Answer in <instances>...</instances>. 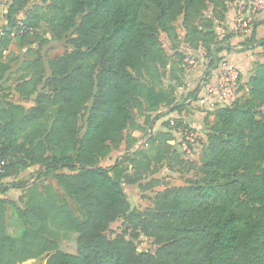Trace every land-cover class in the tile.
Returning <instances> with one entry per match:
<instances>
[{
    "label": "trees",
    "instance_id": "trees-1",
    "mask_svg": "<svg viewBox=\"0 0 264 264\" xmlns=\"http://www.w3.org/2000/svg\"><path fill=\"white\" fill-rule=\"evenodd\" d=\"M31 1L9 0L0 27V81L11 70L4 53L14 40L28 54L33 50L26 46L39 41L33 65L48 71L15 89L21 100L36 95L35 106L9 101L0 108V194L17 188L24 195V208L0 197V264L38 258L46 264H264V63L241 84L233 105L208 110L200 180L166 188L144 212L125 192L146 174L187 163L178 131L190 128L180 120L162 123L156 135L147 131L143 147L136 148L137 139L134 151L126 148L113 165H100L128 144V132L152 127L164 114L143 123L138 115L185 105L176 97L185 81L182 47L205 50V77L219 68L220 54L233 48L217 27L236 0H44V12L29 8ZM43 25L50 38L40 33ZM256 27L243 51L264 53ZM50 42L68 49L47 60ZM151 141L153 156L144 152ZM65 169L74 173L56 179L74 207L52 187L4 183L27 170L42 178ZM159 183L151 180L145 189ZM9 205L24 225L17 243L8 233ZM119 218L127 230L110 239ZM141 235L154 240V254L139 251ZM72 239L74 250L65 249Z\"/></svg>",
    "mask_w": 264,
    "mask_h": 264
},
{
    "label": "rangeland",
    "instance_id": "rangeland-1",
    "mask_svg": "<svg viewBox=\"0 0 264 264\" xmlns=\"http://www.w3.org/2000/svg\"><path fill=\"white\" fill-rule=\"evenodd\" d=\"M44 0H32L29 8L38 7L40 11L44 12ZM4 8H0V27L4 24ZM264 13V12H261ZM260 14V13H258ZM211 16V14H208ZM19 18L23 19L25 18V14L22 13L19 15ZM227 18V16H226ZM227 21V20H226ZM226 23V22H225ZM181 34H182V28H181V21L177 23ZM223 27L224 25H220V27H217V31L221 35L223 34ZM47 27L43 25L41 27L40 33L46 32ZM44 38H50V36L46 33L43 35ZM31 40H34V38H31ZM161 40L164 44V47L166 51L172 55V50L170 48L169 41L167 40L166 35H161ZM39 41H35L32 45H27L26 48H31L33 50V54H28L26 51H22L19 49L20 46L16 40L11 42L10 50L8 54L5 56L7 63V66L11 70L7 72V77L0 81V108L4 106L7 102L12 101L14 103H20L24 105L26 108H31L35 106V97L36 95L32 96L28 100H21L19 95L16 93V88L19 84H22L24 78L31 81H36L38 75L40 74H48L47 68L39 67V65H33V63L36 61L37 58V52L39 48ZM67 47L63 43L58 42H50L49 46L45 48L46 51L43 52L44 56L46 55L47 60L53 59L57 56L63 55L67 51ZM42 54V52L40 53ZM187 57H185L186 59ZM193 58V57H188ZM194 60V59H193ZM185 65L187 64L184 61ZM28 67H27V65ZM33 66V67H31ZM24 67V68H23ZM46 67V65H45ZM23 68V70L21 69ZM241 74V73H240ZM28 88H31V86H27ZM200 109V108H199ZM206 109V113H207ZM165 111L152 113L150 115L142 114L138 115V119L141 122H145L148 117H150L151 121L156 120V118L160 115H163ZM162 120L163 119H157L152 127H147L145 130L141 132L135 133V135L131 134L130 132L127 133V143L122 145L121 151L114 152L112 155L107 157L106 159L102 160L100 162V165L103 167H109L115 163V161L125 153V149H132L134 151V145L137 139L145 138L147 135L146 132L149 131L152 132V130L155 132V135L162 127ZM210 124L212 123V118L210 119ZM190 129L193 131H196L198 135H200L199 142L193 149V152L188 155H184V158L186 160V164L179 165L175 164L174 169L170 170L168 168L161 169L158 173L154 175H145V179H143L139 184L134 186H125V192L131 202V205L133 208L140 212H144L147 209L153 207V200L156 197V195L162 191H164L168 187H180L184 186L186 184H189L190 182L198 181L200 180L203 175L200 171L201 168V153L202 148L204 145L205 140V128H197V127H191L188 125ZM205 127V124H204ZM149 137V136H148ZM155 137H153L154 139ZM173 143V142H172ZM130 144V145H129ZM155 145H153L152 141L150 144V147L148 150L144 152H148L151 156L155 153ZM74 172L70 170H61L58 172H53L48 177H42L39 178L34 170H27L17 179L14 178H7L4 180V183L6 185H11L14 182H22L25 184H32L37 183L39 187H52L55 194L60 200L67 201L72 207H74V204L71 200L67 198L65 193L63 192L62 188L59 186L56 176L58 174H73ZM151 180H158L160 183L156 185L152 189H145L146 184L150 182ZM27 190H23V192H26ZM23 194L17 189V188H10L9 192L6 195H1L2 198H7L10 202H13L17 206H20L24 208V202L22 201ZM8 216H7V225H8V233L15 239L16 243L18 239L21 236V233L24 229L23 221L17 216L16 211L14 210V207L12 205L8 206ZM127 230L126 224L124 223L123 218H119L116 222H114L111 226V230L107 233L108 238L115 239L121 234H124V232ZM63 247L65 249H68L70 251H73L75 248V242L74 239H72L70 242H64ZM138 247L140 252H148L154 254L157 251V245L154 243V240L152 238H149L145 235H141L140 239L138 240ZM23 264H46V260L44 258H38V259H32L29 260Z\"/></svg>",
    "mask_w": 264,
    "mask_h": 264
},
{
    "label": "crops",
    "instance_id": "crops-1",
    "mask_svg": "<svg viewBox=\"0 0 264 264\" xmlns=\"http://www.w3.org/2000/svg\"><path fill=\"white\" fill-rule=\"evenodd\" d=\"M250 3L251 1L247 0H236L234 3L230 4L226 18L227 21L222 29L224 36H220V39H223L226 35H230L228 44H230L233 50L231 52L223 51L220 56L223 60L239 69L241 73V84L244 87L253 75L256 65L264 63V53L261 47L243 51L250 36L243 34L241 24L243 20L249 18ZM255 23L257 24L255 37L256 40L259 41L264 39V13L253 15L252 24L254 25ZM219 35H221V33ZM182 52L187 58L193 57L192 59L195 60V65L193 67H186L184 85L178 87L176 91L177 101L185 105L180 111L174 112L168 111V108H162L161 111H165L164 115L161 117V119H163L162 123L180 120L191 127L206 128V125L204 127L205 117L207 115L206 109L197 100L199 84L204 76L208 62L205 57V50L203 48L193 50L184 46L182 47ZM219 73V68L211 72L209 76L211 82L214 83L216 81ZM244 93L245 91H243V94ZM135 133L137 132H134L133 135H135Z\"/></svg>",
    "mask_w": 264,
    "mask_h": 264
},
{
    "label": "built area",
    "instance_id": "built-area-1",
    "mask_svg": "<svg viewBox=\"0 0 264 264\" xmlns=\"http://www.w3.org/2000/svg\"><path fill=\"white\" fill-rule=\"evenodd\" d=\"M9 0H0V8H4ZM250 15L248 19L242 21L241 29L244 35L250 36L253 30V15L264 12V0H251ZM7 55V52L4 53ZM206 56V54H205ZM186 67H193L195 60L191 58L185 59ZM220 73L216 81L213 83L210 77L203 76L199 84V92L197 100L210 110L219 106H231L240 97V71L225 60H222L220 66ZM174 124V122H172ZM151 133V132H150ZM178 136L181 140H185L183 144V151L191 154V150L198 144L200 135L196 131L190 129H179ZM148 137L143 138L138 142L136 148L143 147L147 142ZM1 172V170H0Z\"/></svg>",
    "mask_w": 264,
    "mask_h": 264
}]
</instances>
